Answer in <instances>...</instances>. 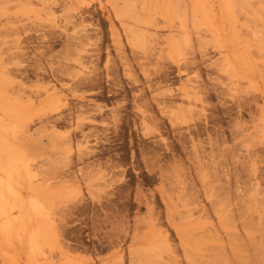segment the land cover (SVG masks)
Masks as SVG:
<instances>
[{
	"label": "rangeland",
	"instance_id": "1",
	"mask_svg": "<svg viewBox=\"0 0 264 264\" xmlns=\"http://www.w3.org/2000/svg\"><path fill=\"white\" fill-rule=\"evenodd\" d=\"M0 156V264H264V0H0Z\"/></svg>",
	"mask_w": 264,
	"mask_h": 264
},
{
	"label": "bare ground",
	"instance_id": "2",
	"mask_svg": "<svg viewBox=\"0 0 264 264\" xmlns=\"http://www.w3.org/2000/svg\"><path fill=\"white\" fill-rule=\"evenodd\" d=\"M79 47V46H78ZM2 148V147H1ZM31 148V147H30ZM4 150V149H3ZM5 154H6V152H5ZM7 155V154H6ZM9 155V154H8ZM1 157V156H0ZM1 159V158H0ZM13 163H14V161H13ZM7 167V166H6ZM8 167H10L9 165H8ZM3 168H5V167H3ZM7 170V169H6ZM13 170V169H12ZM10 173H12V172H10ZM6 174V173H5ZM13 174V173H12ZM1 179V178H0ZM1 181V180H0ZM6 182V181H5ZM2 184V183H1ZM5 184V183H4Z\"/></svg>",
	"mask_w": 264,
	"mask_h": 264
}]
</instances>
